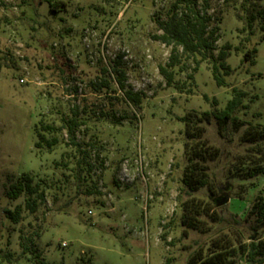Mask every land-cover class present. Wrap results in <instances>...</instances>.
<instances>
[{"label": "rangeland", "instance_id": "1", "mask_svg": "<svg viewBox=\"0 0 264 264\" xmlns=\"http://www.w3.org/2000/svg\"><path fill=\"white\" fill-rule=\"evenodd\" d=\"M173 1L57 0L64 8L53 14L41 0H0V254L12 255L0 264H34L31 251L48 264H187L213 244L251 264L244 247L264 231L252 236L253 218H245L264 196V142L244 134L264 126V30L260 19L248 28L247 18L264 0H208L214 54L232 46L227 86L215 83L210 60L196 71L192 58L183 61L170 85L160 73L170 47L152 36ZM114 68L125 89L142 92L139 106L124 98ZM232 88L245 92L247 108L227 141L202 114L222 110ZM70 118L80 122L78 146ZM38 132L56 144L36 148ZM205 144L217 153L206 162V185L188 194V158ZM255 166L263 172L246 176ZM26 173L44 193L33 212L27 195H5ZM192 198L200 203L194 229L181 220ZM17 205L21 219L12 223L5 210Z\"/></svg>", "mask_w": 264, "mask_h": 264}, {"label": "trees", "instance_id": "2", "mask_svg": "<svg viewBox=\"0 0 264 264\" xmlns=\"http://www.w3.org/2000/svg\"><path fill=\"white\" fill-rule=\"evenodd\" d=\"M47 3L49 11L53 14H57L64 8V4L57 2V0H41ZM199 0H174L166 11V17L164 19H157L158 29L161 30V34L153 35V39L157 40L164 45L170 47V54L165 66H159L160 73L165 77L166 82L170 85L173 81L172 68L180 66L185 60L192 58L194 62L193 70L196 71L201 62L205 60L211 61V74L218 86H227L224 76L229 75L231 69L226 63L231 44H224L217 52L216 42L219 39L217 27L209 28L211 22V15L207 14L208 0H202V4H198ZM260 19L261 29L264 30V7L261 9L253 8V11L249 13L247 18V26L250 28L252 23ZM255 49H250L246 53V58L254 63ZM182 69V68H181ZM115 71L117 69L114 68ZM116 80L118 81L119 88L124 91V98L134 106H139L141 103L142 92H133L130 89H125L124 74L122 70L116 72ZM191 77V76H189ZM232 97L226 103L222 110L205 111L202 114V118L206 121L214 119L220 133L223 134L227 141H232L236 136V133L243 127L244 122L237 117V112L241 109H246L247 105L243 104L245 98V92L232 88ZM207 99V97H205ZM212 103L217 105V100L212 99ZM80 125V122L76 118H70L67 122V134L71 143L74 146H78L75 142L74 132ZM41 128L45 131H53L54 129L48 125H42ZM247 141L264 142V126L256 124L250 126L244 134ZM37 141L34 143L36 148L45 144L51 148L57 142L55 138L47 139L44 134L36 133ZM217 150L212 151L207 144L202 148L193 149L188 158V163L185 167V171L182 177V185L186 189L188 194L197 192L199 189L206 185L207 181V165L208 159L214 157ZM263 172L260 166H255L249 172H245L246 176L252 177ZM21 194H25L29 199L26 202V207L31 212L34 211V207L37 205L38 200H44V193L39 188L38 184L33 183V178L29 174H23L21 177L9 183L6 190V197L10 200L17 199ZM227 197L223 198L226 202ZM193 198L187 200L185 205V211L182 214V224L188 228H195L194 217L199 214L198 207L200 203L193 202ZM216 201H214L215 203ZM203 208V206H202ZM6 217L12 223H17L21 219V206L17 205L13 210H5ZM253 218L252 236L257 234V231L262 228L264 231V196H258L249 210L246 213L245 219ZM261 234V233H260ZM226 246L213 244L212 248H209L210 255H204L201 251H196L189 259L187 264H236L234 260L228 258L224 252ZM26 251H24L25 253ZM244 255L246 261L251 264H263L264 263V236L260 239L258 236L252 238L248 244L244 247ZM31 258L34 264H48L43 261L39 255L30 252ZM1 258L6 261L12 259L10 253L0 254ZM169 264V260L165 262Z\"/></svg>", "mask_w": 264, "mask_h": 264}, {"label": "water", "instance_id": "3", "mask_svg": "<svg viewBox=\"0 0 264 264\" xmlns=\"http://www.w3.org/2000/svg\"><path fill=\"white\" fill-rule=\"evenodd\" d=\"M215 204H216V205H220V202H217V201H216Z\"/></svg>", "mask_w": 264, "mask_h": 264}]
</instances>
